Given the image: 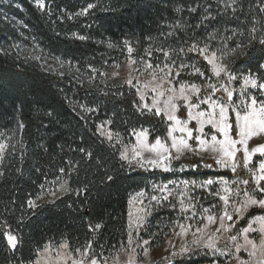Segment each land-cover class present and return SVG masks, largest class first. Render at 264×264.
<instances>
[{"label":"trees","instance_id":"trees-1","mask_svg":"<svg viewBox=\"0 0 264 264\" xmlns=\"http://www.w3.org/2000/svg\"><path fill=\"white\" fill-rule=\"evenodd\" d=\"M227 2L45 0L46 7L41 10L35 0H0V140L9 145L0 164V264H29L36 258L37 248L42 249L48 242L58 247L62 241L75 249L92 240L94 250L110 258L128 238L131 196L141 191L150 194L154 186L170 181L234 180L244 176L253 188L246 169L240 167L233 173L217 166L210 157L201 160L196 155L183 156L172 162V171L121 167L117 146L108 143L96 128L100 122L111 121L106 123L108 128L119 133L123 144L132 142L133 128L150 129V141L156 135H166V123L160 117L134 107V101L139 102L135 88L105 77L111 63L129 57L125 40L132 46V57L138 66L142 65L141 58L163 65V52L156 49L178 48L186 41V54L172 57L177 61L174 69L181 62L195 64L205 77H210L207 62L198 53L187 52V46L198 40L201 46L207 42L214 50L223 47V35L244 29V35L238 34L227 42L226 62L238 76H264L260 67L264 65V45L247 41V30L253 23L258 29L264 25V0H237L235 12L225 8ZM89 3L98 7L78 15ZM178 22L180 26L176 27ZM210 33L216 35L215 40L208 39ZM109 42L114 47L109 48ZM236 42H243L244 47L233 54L230 49L236 48ZM15 44L25 45L32 54L59 58L71 70L84 74L88 82L79 83L69 74L43 70L31 56H19L13 48ZM146 49L152 51L151 57ZM192 73L193 68L188 67L179 79L208 82ZM211 82L218 86L221 81L211 77ZM183 112L178 115L182 117ZM230 117L234 120L233 114ZM81 148L85 152H80ZM88 151L92 153L90 158ZM192 164L198 167L182 168ZM60 168L65 171L61 173ZM108 176L112 179L108 180ZM59 183L64 186L59 196L38 202V195L52 191ZM84 188L87 190L79 191ZM29 199L35 201L36 207L29 208ZM210 203L208 199L201 200L197 210ZM259 215H264V209H250L237 222L236 231ZM177 217L182 219L179 210L154 208L147 227L140 230L141 237H152L159 231L158 224L162 228ZM97 224L101 225L98 229ZM6 230L18 237L15 249L2 235ZM162 237L160 231L158 240ZM213 259L222 262L220 256L201 252L177 257L174 264H204Z\"/></svg>","mask_w":264,"mask_h":264},{"label":"snow or ice","instance_id":"snow-or-ice-1","mask_svg":"<svg viewBox=\"0 0 264 264\" xmlns=\"http://www.w3.org/2000/svg\"><path fill=\"white\" fill-rule=\"evenodd\" d=\"M35 3L41 10L46 7L45 0H35ZM236 4L237 0H228L225 8H232L233 12H235L236 8L234 5ZM94 7H98V5L89 3L78 15H86L89 9ZM192 11H195V9H192ZM261 11L264 12V5L261 6ZM209 18L204 17L205 20ZM179 26L178 22L176 27ZM238 34L244 35L245 30L234 29L231 30V35H223L221 37L223 47H217L214 50L210 48L207 42L201 46L198 40H193L187 46V52L198 53L207 62L211 72L210 77H205L204 71L196 67L195 64L185 65L181 62L179 67L174 69L177 61L172 59V57L174 55L178 56L180 53L186 54L183 46V44L187 43L186 41L182 42V46L178 48L156 49V51L163 52L165 61L163 66H161L159 61L153 64L150 60L140 59L139 63L143 64L144 69L150 70V79L142 82L139 78H136L135 83H133V77L130 75L126 83L136 89V96L139 98V102L134 101V107H136L137 111H147L160 117L166 123L165 136L156 135L155 139L150 141V129L133 128L131 131L135 136L136 143L123 144L119 138V133L114 134L111 130L105 133L100 131L103 125L97 126V131L100 132L101 136H106L109 142L112 141L114 135L117 137V143L121 144V149H118L121 167L126 165L130 169L134 167L144 169L151 167L159 168L163 171H172L173 161H179L181 157L192 153L199 156L201 160L208 156L215 160L217 166L230 168L233 173H236L238 168L243 167L251 174V179L254 182V187L251 191L240 187V185L247 186L249 184L247 179L231 182L223 178L217 181L208 179L199 184L195 181L179 182L184 187L179 190L177 185V190H179L177 203L180 213L185 214L183 217L185 222L181 223L179 217H177L175 222L170 221L169 223L175 236L184 239L191 232L193 239L190 243L185 240L178 248H176L171 239L165 241L173 248V251L168 256L163 257L166 264H174L176 257L201 252L205 255L211 254L213 256L226 255L229 259L224 264H231L232 260H235L236 264H264V237L257 244L248 235L251 231L257 230L253 229L254 223L259 225L258 231L264 233V215L252 218L248 226L240 230L238 235L243 237L244 243L237 242V235H228L235 228L237 221L244 216L250 207L258 206L264 209V183H262L264 182V159H260L255 168L251 167L253 157L257 153L264 157V143L252 148L249 147V141L253 137L264 135V76H257L252 73L238 76L230 70V65L224 62V58L227 55L224 51L227 47V42L235 40ZM80 39H84V37H80ZM208 39L215 40L216 35L210 33ZM247 41L248 44L258 42L264 45V25L258 29L253 23L251 28L247 30ZM123 45L127 47L129 67L131 68L132 65L137 63L132 58L133 48L127 40L123 42ZM108 47L112 48L114 45L109 42ZM243 47V42H236V48H232L230 51L235 54L238 49ZM145 51L151 57L152 51L150 49ZM218 52L220 53L219 56L217 55ZM36 58L39 59V57ZM56 59L59 60V58ZM168 61H171V63H168ZM116 67H119V65H116ZM188 67L193 68V75L198 74L208 82L197 84L189 80H180L181 72ZM260 67L264 69V65ZM174 70L175 75H173ZM92 71L95 73L96 69H92ZM101 75H104V73H101ZM113 75L116 76L118 73H113ZM211 77H216L217 80L221 81L218 86L216 83L211 82ZM222 78H226L227 83H224ZM236 80L240 81L241 98L234 101L235 89H230L228 85ZM250 90H256L259 96L252 94ZM221 91L224 95L217 97L216 94ZM148 100H151V103H148ZM203 105H207V107L204 108L202 107ZM87 110L93 111V109ZM183 110H186V118H181L178 115ZM230 114H234V120L231 119ZM191 121H195V127L189 126ZM105 123L110 124L111 121H106ZM206 125L210 126L208 132L205 131ZM20 127H23V124ZM112 146L115 147V145ZM8 147L7 143L0 140V164L4 162ZM79 151L85 152V149L81 148ZM238 153H242V157L238 156ZM91 155L92 153L88 151L87 156L90 158ZM203 166L206 168L212 167L211 164H204ZM183 167L196 168L198 165H182ZM59 171L63 173L65 169L60 168ZM0 175H3L2 171H0ZM107 179L111 180L112 176H108ZM169 183L175 184L176 182ZM190 184L200 188H210L214 184L220 185L215 192H209L210 196L219 197L222 202V211L218 217L212 211V208H203L201 206L199 213L197 212L199 199L194 201V198L188 195ZM154 187L158 188L161 195L151 196V201H155L158 207L164 206L167 202L175 210L177 204L171 203L169 200L170 197L176 195L174 189L167 184ZM41 188H43V185H41ZM61 188L64 189V186L62 185ZM86 190L84 188L79 191ZM241 192L243 193L242 195ZM144 195L145 193L141 191L133 199ZM40 198H42V194L37 197V199ZM27 203L29 208L36 207V203L32 199H29ZM212 207L214 208L216 205ZM151 208L152 205L150 203L148 206L138 208L135 214L131 211L129 212L127 244H121L117 250L118 254L123 253L128 257L124 264H144V262L137 260L136 248H142L147 264H151L150 259H148L149 247L147 246L157 240L160 236V231H162L158 224L159 231L154 233L150 239L144 240L141 237L140 230L147 227ZM229 208H231V211H229ZM189 210H191V216L187 215ZM197 216H199V219H197ZM213 225L217 226L213 229ZM89 227L90 229L92 228L91 225ZM100 227L101 225L99 224L95 226L97 229ZM176 228H179L178 232L175 231ZM2 235L11 249L17 247L18 237L12 234L10 230L4 231ZM134 239L137 241L136 247H133ZM221 239H226L231 243L234 251L228 250L225 252V250L220 248L218 244ZM101 249H103V245H101ZM241 249L248 253L249 258L247 260L239 255ZM53 251L56 253L55 256H52ZM35 254L36 260L29 262V264H68L69 260L71 264H108V260L103 257L102 251L97 252L94 250L92 240H88L83 246L75 249H70L67 241H62L58 248L48 242L42 249L37 248ZM113 264H120V261L116 259ZM212 264H218V261L213 259Z\"/></svg>","mask_w":264,"mask_h":264},{"label":"rangeland","instance_id":"rangeland-1","mask_svg":"<svg viewBox=\"0 0 264 264\" xmlns=\"http://www.w3.org/2000/svg\"><path fill=\"white\" fill-rule=\"evenodd\" d=\"M13 48L16 51V53L19 56H21V57L31 56L32 58H34L36 60V62L38 63V65L43 70H45V71L53 72V73H58V74H69L71 77H73V79L75 81H77L79 83H86V82H88V79H87V77L84 74H81L80 72H78L76 70H71L68 67V65L66 63H64V62H60V61L55 60V59L50 58V57L42 56V55H39V54L34 53V52L32 54L31 53V50L28 47H26L25 45L15 44L13 46ZM217 55L219 56V54H217ZM36 57H39V59H37ZM226 61L227 60L224 58V62L225 63H227ZM116 65H119V67H116ZM161 66H163V65H161ZM149 71L150 70H145L144 69L143 64L141 66H138L137 64H134L130 68L129 67V57H127L126 59L122 60L120 63H111L108 66V68H107V70L105 72V77H106V79H108L110 81H119L121 83H126L127 79L131 75V77H133V83H135V79L136 78H139L143 82V81H146V80L150 79ZM113 73H118V75L114 76ZM173 75H175V74H173ZM243 75H247V74H243ZM243 75H240V76H243ZM223 82L224 83L227 82V79L224 78V81ZM177 87H178V85H177ZM228 87L230 89H235L234 97H233L234 98V101L241 98L240 97V81L239 80H236V83H234V84L232 82L231 84L228 85ZM250 91H251L252 94H255V95H258L259 96V93L256 90H250ZM149 95H151V93H149ZM217 95L218 96H223L224 94L221 91V92H218ZM147 102L148 103H151V100H148ZM202 107L206 108L207 105H203ZM183 113H184V115L181 118H186V110H184ZM98 125H103V127L101 128L100 131H103V132L106 133L107 131L110 130L105 122L98 123L96 125V128H97ZM189 126L195 127V121H191ZM209 128H210V126H207L206 125L205 126V131L208 132L209 131ZM111 132H113V131H111ZM98 133L100 134V132H98ZM102 137L108 143L117 146V149H121V144L120 143H117V137L115 135L113 136V139H112L111 142L108 141V139H107L106 136H102ZM135 143H136V139H135V136L133 135L132 142L131 143H127V144H135ZM261 143H264V135L257 136V137H253L249 141V147L252 148V147H255L256 145L261 144ZM124 144H126V143H124ZM190 155H194V154L188 153L185 156H190ZM238 156H241L242 157V153H238ZM205 157H208V156H205ZM210 159H212V158H210ZM260 159H264V157H262L259 153H257L253 157V161H252V164H253L252 167L253 168H255L258 165ZM212 160L215 162L214 159H212ZM223 169H229V170H231L230 168H223ZM246 179L248 180L247 177H246ZM212 180L213 181H217V180H220V178H216V179H212ZM224 180H227V179H224ZM238 180H244V176H242V179L236 178L234 180H227V181L231 182V181H238ZM203 181H195V182L197 184H199L200 182H203ZM250 181H251V184H253L252 186L254 187V182L251 179V174H250ZM170 182H173V181H170ZM262 183H264V182H262ZM166 184L169 185L170 188H173L174 191L176 192V195L173 196V197H170L169 200H170L171 203L177 204L176 210H179V205L177 203V197L179 196V190H182L184 186L182 184H179V183L170 184L169 182L168 183H164L162 185H166ZM177 185L179 187V190H177ZM61 186H62L61 183H59V184L56 185V187L52 191L43 192L42 193V198L38 199V202L50 201V200L54 199L55 197L59 196L62 193ZM219 187H220L219 184H214V185L210 186V188H200V187H196V186H193V185L190 184L189 185V188H188V195L189 196H192L194 198V201H195V199H199V202H201V200L202 201L203 200H207V199L210 200L211 201V203H210L211 205H209V207H205V206H202V207L203 208H212V211L218 217L220 215L221 211H222V207H223L222 202L220 200L217 201L219 199V197L210 196L209 195V192L210 191L215 192L216 189L219 188ZM240 187H241V189L246 188L248 191H251L252 190L250 188L249 184L247 186L240 185ZM138 193H140V192H138ZM138 193L133 194L131 196L130 200H129L128 224H129V212L130 211L133 214H135L136 213V210L138 208H142V207L148 206L150 203L152 205L151 211L154 208L158 207L156 205V202L155 201H151V196H153V195H157V196L161 195L159 193L157 187L154 189V191L152 193L149 194L147 192H144L145 195L143 197H139L137 199H133V198L137 197V194ZM242 194L243 193L241 192V195ZM130 201H131V203H130ZM141 201H142V203H141ZM213 205H216V207L213 208L212 207ZM162 207L163 208H171L169 206V203H167V202ZM254 207L260 208L258 206H252V207H250L247 210V212L250 209L254 208ZM199 211L200 210H197L198 213H199ZM229 211H231V208H229ZM247 212H245V214ZM184 215L185 214H182V219H180V222L181 223H184L185 222L184 219H183ZM187 215L188 216H191V210H189V212L187 213ZM197 219H199V216H197ZM229 223H231V222H229ZM248 224L245 227H247ZM165 225H167V226H165ZM216 226L217 225H213L212 228L214 229ZM258 227H259V225L254 223L253 224V229H257V230L256 231H251L248 234L249 235V238L250 239H253L257 244H259L261 238L264 237V233H260L258 231ZM162 231H163V237H162V239L161 240H158L157 239V240L153 241L152 243H150V245L147 246V247H149V257H148V259H150L151 264H156L158 261L166 262V261L163 260V257L168 256L171 253V251H173V248L170 247L165 241L171 239L172 242L174 243V245L176 246V248H178L182 243L185 242V240L190 243L192 241V239H193V237L191 235V232L184 239H181V237L175 236L174 233H173V230L171 228L170 223L163 224L162 225ZM175 231L178 232L179 231V228H176ZM239 232H240L239 230L236 231V225H235V228L228 235H237L238 236L237 242L242 244V243H244V240H243V237L242 236H239L238 235ZM133 234L135 235V231L134 230H133ZM150 238L151 237L149 236V237L142 238V239L147 240V239H150ZM127 240H128V238H127ZM127 240L123 244L126 245L127 244ZM136 245H137V241L134 239V241H133V247H136ZM218 246L220 248H222L223 250H225V252H227L228 250L234 251V247L226 239H221L219 241ZM56 248H58V247H56ZM55 255H56V253L53 251L52 252V256H55ZM239 255L243 259H245V260H247L249 258L248 257V253L246 251H244L243 249H241V252L239 253ZM136 256H137V260L138 261H142V262H144V264H147L146 258L143 256L142 248H136ZM220 257L222 258V262L220 263L217 260L218 261V264H224V262L227 259H229L226 255L225 256H220ZM116 259H118L120 261V264H124V262L128 259V257L125 254H123V253H119L118 254V252H116L115 255H113L110 258H107L108 264H113L114 260H116ZM35 260H36V258H35ZM68 264H71V261L70 260L68 261ZM204 264H212V262L204 263ZM231 264H236L235 260H232L231 261Z\"/></svg>","mask_w":264,"mask_h":264}]
</instances>
